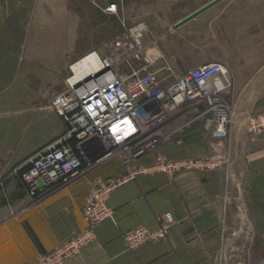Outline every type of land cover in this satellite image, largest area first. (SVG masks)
Segmentation results:
<instances>
[{"label":"crops","instance_id":"crops-1","mask_svg":"<svg viewBox=\"0 0 264 264\" xmlns=\"http://www.w3.org/2000/svg\"><path fill=\"white\" fill-rule=\"evenodd\" d=\"M42 1L33 0L34 14H40ZM50 7L64 15L71 13L67 5ZM5 14L8 26L12 14ZM21 24L28 26L27 21ZM71 28L74 26L67 22L63 37L50 41L45 40L43 28L29 39L32 32L26 28V38L19 46L7 41L9 48L28 53L23 58L0 57V97H24L29 84H34L35 78L44 81L46 72L53 71L58 80H67L73 63L91 50L76 46ZM203 33L205 41L193 40V33L166 39L164 50L180 74L213 61L229 66L233 85L226 99L236 108L238 118L229 131L228 164L173 176L137 174L112 192L114 217L99 224L96 239L65 264H259L264 260V135L250 136L244 129L248 115L264 112V0H235L211 18ZM196 34V38L202 37ZM30 50L36 53L30 54ZM46 50L61 52L54 61L44 57ZM52 112L43 137L34 140L31 148L0 157V264H35L40 254L81 233L86 226L83 209L93 181L128 169L122 159L112 158L66 185L50 189L40 199L32 198L11 171L68 129L66 120ZM211 125L210 114L183 117L167 130L170 139L158 151L172 159L206 157L219 149L226 153L224 141L213 135ZM155 161L156 153H149L133 166H151ZM164 211H171L176 219L168 237L128 249L123 233L138 227L157 228L158 216Z\"/></svg>","mask_w":264,"mask_h":264},{"label":"built area","instance_id":"built-area-1","mask_svg":"<svg viewBox=\"0 0 264 264\" xmlns=\"http://www.w3.org/2000/svg\"><path fill=\"white\" fill-rule=\"evenodd\" d=\"M120 5V0L107 3L103 12L118 15ZM120 22L121 29L106 45L105 54L96 51L100 69L79 84L72 81V69L66 89L51 99V109L66 120L68 129L11 172L37 200L50 189L66 185L78 174L109 159H122L128 169L93 181L83 209L85 229L63 245L40 254L35 264H65L95 240L96 227L114 217L112 192L137 174L158 172L173 176L181 171L214 170L229 162V155L219 148L206 157L185 159H172L158 151L170 139L167 130L195 113L212 115L213 135L219 139L229 137L238 118L236 108L226 99V92L233 85L229 66L213 61L180 74L157 41L147 40V22L129 23L123 16ZM244 129L250 136L264 135V112L248 115ZM93 152L103 155L97 159ZM149 153H156L153 165L133 166ZM158 222L155 229L138 227L124 232L128 249L165 239L176 219L171 211H164ZM259 264H264V260Z\"/></svg>","mask_w":264,"mask_h":264},{"label":"rangeland","instance_id":"rangeland-1","mask_svg":"<svg viewBox=\"0 0 264 264\" xmlns=\"http://www.w3.org/2000/svg\"><path fill=\"white\" fill-rule=\"evenodd\" d=\"M209 1L120 0L121 5L117 15L104 13L105 5L101 0H57L55 3L53 0H44L39 4L40 14L36 15L33 12L35 5L33 0H12V3L0 0V57H25L28 50L14 49L13 46H19L24 42L26 28L29 33H33L27 35L29 39L35 37L37 30L41 32L43 28L45 40L50 41L54 40V37H63L64 25L67 22L74 26V29L71 28L70 31L71 35L75 32L76 46L88 47L91 49L89 52L98 51L105 54L106 45L111 43L121 29L120 19L122 16L129 23L140 20L147 22L150 27L147 40H156L162 53L165 54L164 49L168 44L166 39L170 41L173 37H186L193 33V40L205 41L207 37L203 32L209 26L211 18L213 19L218 11L227 10L229 4L235 0H224L179 29L174 28L177 21ZM51 5L57 7L67 5L70 7L71 13L64 15L59 11H54L50 7ZM8 11H11L12 14V24L10 22L8 26H5V13ZM21 17H23L22 20ZM21 21L22 23L27 21L28 26L22 25ZM37 27L39 28L36 29ZM197 32L198 36H202L198 37L200 39L194 35ZM7 41L14 43L12 48L8 47ZM44 52L45 58L55 61L58 58L56 54L61 51L46 50ZM29 53H36V50H30ZM34 82V84H29L28 92L24 97H0V105L3 106L0 109V157H12L16 155L13 154L14 152L17 154L25 152L31 148V143L34 140H40L43 137V130L51 121L49 114L53 113L51 99L67 87L66 80H58L53 71L46 72L44 81L35 78ZM4 93L9 94L10 92L5 91ZM37 122H39L38 125ZM22 136H26V140L23 141ZM222 140L224 141V150L228 154L230 141L228 138Z\"/></svg>","mask_w":264,"mask_h":264},{"label":"bare ground","instance_id":"bare-ground-1","mask_svg":"<svg viewBox=\"0 0 264 264\" xmlns=\"http://www.w3.org/2000/svg\"><path fill=\"white\" fill-rule=\"evenodd\" d=\"M72 69L75 72V77L72 79L74 84L81 83L86 77L90 76V73H94L100 69V56L96 51H91L77 60L72 65ZM100 152H93V156L98 155ZM103 155L100 154L96 158L98 159Z\"/></svg>","mask_w":264,"mask_h":264},{"label":"water","instance_id":"water-1","mask_svg":"<svg viewBox=\"0 0 264 264\" xmlns=\"http://www.w3.org/2000/svg\"><path fill=\"white\" fill-rule=\"evenodd\" d=\"M119 0H108L109 3H117ZM224 0H210L209 2H207L206 4L202 5L201 7H199L198 9L194 10L193 12H191L190 14L186 15L185 17H183L182 19H180L179 21H177L174 24V28H180L181 26H183L184 24H186L187 22L191 21L192 19L196 18L197 16H199L200 14L204 13L205 11H207L208 9L214 7L215 5L221 3ZM80 83V82H79ZM77 83V84H79Z\"/></svg>","mask_w":264,"mask_h":264},{"label":"flooded vegetation","instance_id":"flooded-vegetation-1","mask_svg":"<svg viewBox=\"0 0 264 264\" xmlns=\"http://www.w3.org/2000/svg\"><path fill=\"white\" fill-rule=\"evenodd\" d=\"M176 29V28H175ZM177 29H179V28H177Z\"/></svg>","mask_w":264,"mask_h":264}]
</instances>
